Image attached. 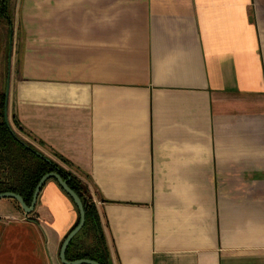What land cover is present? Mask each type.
<instances>
[{
	"label": "crops",
	"instance_id": "0c3cea01",
	"mask_svg": "<svg viewBox=\"0 0 264 264\" xmlns=\"http://www.w3.org/2000/svg\"><path fill=\"white\" fill-rule=\"evenodd\" d=\"M10 5L0 111L10 70L8 115L80 168L113 264H264V0ZM78 216L54 178L29 214L0 198V264H64Z\"/></svg>",
	"mask_w": 264,
	"mask_h": 264
},
{
	"label": "trees",
	"instance_id": "16d2710c",
	"mask_svg": "<svg viewBox=\"0 0 264 264\" xmlns=\"http://www.w3.org/2000/svg\"><path fill=\"white\" fill-rule=\"evenodd\" d=\"M10 6V0H1L0 20H4L9 26L12 21ZM5 98L4 93L0 111V193H18L30 205L42 176L51 171L58 172L81 197L86 211L85 225L71 241L67 258H91L101 264H113L101 213L89 185L81 177L80 168L58 152L50 156L35 146L25 137L29 133L15 114L8 115L6 122ZM16 202L22 209L19 202ZM75 206L78 210L76 204ZM78 221L79 216L76 224Z\"/></svg>",
	"mask_w": 264,
	"mask_h": 264
},
{
	"label": "water",
	"instance_id": "95a60500",
	"mask_svg": "<svg viewBox=\"0 0 264 264\" xmlns=\"http://www.w3.org/2000/svg\"><path fill=\"white\" fill-rule=\"evenodd\" d=\"M0 2H1V0H0ZM11 41H12V34H11ZM9 64H11V50H10V54H9ZM9 95H10V70H9V75H8V79H7V87H6V92H5L6 98H5V109H4V111H5L6 122H8ZM50 178H54L58 181V183L64 189V191L73 198V200H74V202L77 205L78 210H79V221H78V223L70 230V232L67 234V236L65 237V239L62 243L61 250H60L61 261L64 264H101L97 260L91 259V258H80V259H76V260H69L67 258V249H68L71 241L73 240V238L77 235V233L85 225L86 211H85L84 203H83L81 197L78 195V193H76L69 186L68 181L63 179V177L58 172L51 171V172H48L42 176V178L39 180V182L35 188V191L33 194V200H32L30 205H28L26 203V201L24 200L22 195L15 193V192H12V191L0 193V198L8 197V198L16 199L19 202V204L21 205L22 209L25 211V213L29 214V213L34 211L37 200H38V196L40 194V191L42 190L45 182Z\"/></svg>",
	"mask_w": 264,
	"mask_h": 264
},
{
	"label": "rangeland",
	"instance_id": "374dc122",
	"mask_svg": "<svg viewBox=\"0 0 264 264\" xmlns=\"http://www.w3.org/2000/svg\"><path fill=\"white\" fill-rule=\"evenodd\" d=\"M12 2L14 3V2H18V0H12ZM25 136V135H24ZM26 137V136H25Z\"/></svg>",
	"mask_w": 264,
	"mask_h": 264
}]
</instances>
